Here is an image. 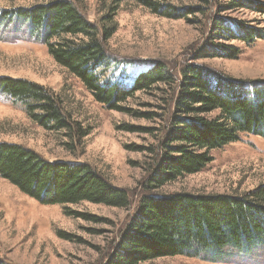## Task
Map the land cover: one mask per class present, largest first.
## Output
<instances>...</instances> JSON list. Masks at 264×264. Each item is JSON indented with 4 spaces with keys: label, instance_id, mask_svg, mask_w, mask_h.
Instances as JSON below:
<instances>
[{
    "label": "rangeland",
    "instance_id": "1",
    "mask_svg": "<svg viewBox=\"0 0 264 264\" xmlns=\"http://www.w3.org/2000/svg\"><path fill=\"white\" fill-rule=\"evenodd\" d=\"M47 1L0 0V77L52 90L74 129L46 131L29 119L21 104L0 95V142L22 145L51 162L87 163L125 190L130 205L114 208L83 202L67 207L74 214L68 216L63 206L41 205L0 178L1 264H109L144 195L241 196L264 185V136L242 134L237 142L210 151L212 160L200 172L155 190L145 187L157 158L149 150L166 137L187 66H203L233 80L264 82V40L247 45L212 35L221 21L264 28V15L232 8L229 0H149L179 17L154 13L143 0H79L77 9L89 22L113 31L105 43L103 82L130 89L136 78L160 64L170 76L165 83L136 92L121 105L125 112H116L95 102L54 62L46 47L29 36L22 22L3 18ZM218 44L237 49V56L199 57ZM205 258L164 257L140 264H264V248L228 251L216 261Z\"/></svg>",
    "mask_w": 264,
    "mask_h": 264
},
{
    "label": "trees",
    "instance_id": "2",
    "mask_svg": "<svg viewBox=\"0 0 264 264\" xmlns=\"http://www.w3.org/2000/svg\"><path fill=\"white\" fill-rule=\"evenodd\" d=\"M79 0H50L14 10L3 18L22 22L29 36L43 44L54 62L76 78L95 102L107 110L125 112L121 105L136 92L170 76L163 64L141 74L130 89L103 82L100 71L107 56L105 43L113 31L89 22L77 9ZM143 4L164 17H179L156 3ZM232 8L264 15V3L229 0ZM213 39L251 44L264 40V28L227 25L214 31ZM238 50L218 44L201 58H234ZM181 90L164 141L156 153L150 190L200 172L212 158L209 153L240 135L264 136V82H244L221 77L203 66H187L179 80ZM0 95L23 106L29 119L46 131H69L74 125L52 90L24 79L0 77ZM128 131L130 128H127ZM87 134L84 133L85 136ZM0 178L44 206L88 202L114 208L130 205L127 192L114 187L87 163L47 161L34 151L0 142ZM120 250L109 264H140L164 257H206L216 261L228 251L249 253L264 248V185L237 195H144L121 237ZM1 264V263H0Z\"/></svg>",
    "mask_w": 264,
    "mask_h": 264
}]
</instances>
